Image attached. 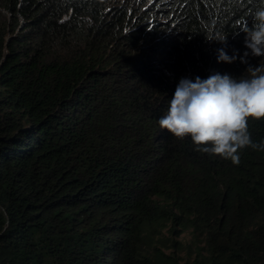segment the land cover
<instances>
[{
	"label": "trees",
	"instance_id": "1",
	"mask_svg": "<svg viewBox=\"0 0 264 264\" xmlns=\"http://www.w3.org/2000/svg\"><path fill=\"white\" fill-rule=\"evenodd\" d=\"M260 8L0 0V264H264V149L233 164L158 124L181 78L264 65L241 31Z\"/></svg>",
	"mask_w": 264,
	"mask_h": 264
},
{
	"label": "clouds",
	"instance_id": "2",
	"mask_svg": "<svg viewBox=\"0 0 264 264\" xmlns=\"http://www.w3.org/2000/svg\"><path fill=\"white\" fill-rule=\"evenodd\" d=\"M253 25L244 26V45L254 57H264V8L254 13ZM226 42V36L215 39ZM245 52L244 56H248ZM223 50L217 61L232 63ZM242 62H246L242 59ZM240 78L215 73L206 79L181 78L169 100L167 112L159 120L178 139L190 138L198 150L239 164V150L264 149V141L254 143L248 131L250 119H264V65L249 66Z\"/></svg>",
	"mask_w": 264,
	"mask_h": 264
},
{
	"label": "rangeland",
	"instance_id": "3",
	"mask_svg": "<svg viewBox=\"0 0 264 264\" xmlns=\"http://www.w3.org/2000/svg\"><path fill=\"white\" fill-rule=\"evenodd\" d=\"M164 238L167 237L168 238V242L167 245L164 247L166 249V251H171L172 250V246H171V240L173 238H177L178 240H180L184 245L182 247H179V249L177 250L179 254L186 256V252H187V246H190L192 248H196V244H194L193 241V233L192 230L190 228L185 229L184 231H182L180 233V235H173L168 231V228H165L164 231Z\"/></svg>",
	"mask_w": 264,
	"mask_h": 264
}]
</instances>
